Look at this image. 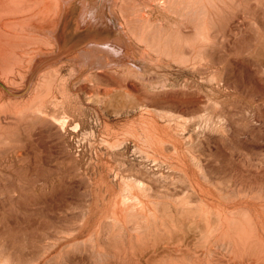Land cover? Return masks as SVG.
Listing matches in <instances>:
<instances>
[{
	"label": "bare ground",
	"instance_id": "obj_1",
	"mask_svg": "<svg viewBox=\"0 0 264 264\" xmlns=\"http://www.w3.org/2000/svg\"><path fill=\"white\" fill-rule=\"evenodd\" d=\"M0 112V264H264V0H0Z\"/></svg>",
	"mask_w": 264,
	"mask_h": 264
},
{
	"label": "rangeland",
	"instance_id": "obj_2",
	"mask_svg": "<svg viewBox=\"0 0 264 264\" xmlns=\"http://www.w3.org/2000/svg\"><path fill=\"white\" fill-rule=\"evenodd\" d=\"M73 88H76V87H73ZM11 90V89H10ZM82 94V93H81ZM0 121H2V122H5V121H7V115L5 114V113H2V112H0ZM7 158H4V159H6V160H4V159H2L1 160V165L2 166H7L8 165V163H9V157L8 156H6ZM7 161V162H6ZM2 162H3V164H2ZM6 167H4V169H2V168H0V170H2L3 172L5 171V173H8V169L6 168ZM1 181H2V177L0 176V183H1Z\"/></svg>",
	"mask_w": 264,
	"mask_h": 264
}]
</instances>
